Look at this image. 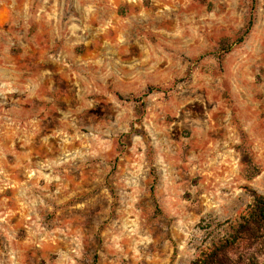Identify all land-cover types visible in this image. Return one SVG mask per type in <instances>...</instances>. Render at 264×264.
I'll return each mask as SVG.
<instances>
[{
  "label": "rangeland",
  "instance_id": "rangeland-1",
  "mask_svg": "<svg viewBox=\"0 0 264 264\" xmlns=\"http://www.w3.org/2000/svg\"><path fill=\"white\" fill-rule=\"evenodd\" d=\"M251 190L264 0H0V264H193Z\"/></svg>",
  "mask_w": 264,
  "mask_h": 264
},
{
  "label": "trees",
  "instance_id": "trees-1",
  "mask_svg": "<svg viewBox=\"0 0 264 264\" xmlns=\"http://www.w3.org/2000/svg\"><path fill=\"white\" fill-rule=\"evenodd\" d=\"M255 10V6L253 8ZM255 21V16H250L248 25L238 42L244 41L250 33ZM232 45L225 44V49ZM254 202L248 211L241 217L238 226L232 232L215 242L213 246L203 253L193 264H264V196L251 190ZM258 247L251 253L245 251ZM263 251V260L259 261L257 253Z\"/></svg>",
  "mask_w": 264,
  "mask_h": 264
}]
</instances>
